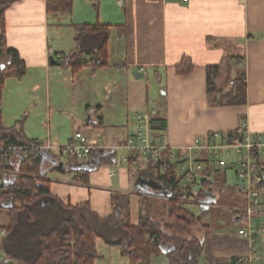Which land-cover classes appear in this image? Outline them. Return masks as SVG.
<instances>
[{
	"label": "crops",
	"instance_id": "crops-1",
	"mask_svg": "<svg viewBox=\"0 0 264 264\" xmlns=\"http://www.w3.org/2000/svg\"><path fill=\"white\" fill-rule=\"evenodd\" d=\"M4 18V45L19 53L26 72L22 78L10 74L5 81L2 127L10 130L22 124L27 140L50 147L42 152L45 162L56 159L51 166L60 171H50L43 179L64 205H88L99 220L108 219L121 206L126 209L121 223L140 224L143 199L161 191L152 187L147 161L126 163V152L119 148L136 135L138 115L155 112L150 135L166 140L175 150L215 132L264 136V0H123L122 4L74 0L68 14H50L46 0H19L8 7ZM101 33L108 37L104 53H99L106 62L102 67L97 65L96 40ZM58 56L65 60L58 61ZM185 59L193 69L181 74ZM216 66H220L218 84L226 85L223 93L244 76L245 105L211 103L208 69ZM76 133L96 144L86 164L71 163L73 157L66 161L63 155ZM24 160L16 155L10 161L18 177ZM88 163V182L77 181L80 174L71 171L86 170ZM219 171L210 173L217 187L200 193L203 205L207 206L204 201L211 191L215 202L208 204L209 209L216 205L223 189L241 194L247 205L245 194L236 190L235 172ZM229 173L236 183H230ZM167 191L170 198L159 197L172 199L173 192ZM7 211V217H0V228L9 226ZM233 218L246 227L227 234L210 228L211 257L240 259L257 248L263 264L264 232L258 231L256 240L244 238L239 231L248 230L247 218ZM262 218L251 221L264 229ZM98 227L102 236L96 239L95 264H131L124 246L115 244L128 241V235L109 223ZM195 234L206 237L201 227ZM168 263L164 255L151 260V264Z\"/></svg>",
	"mask_w": 264,
	"mask_h": 264
},
{
	"label": "trees",
	"instance_id": "trees-1",
	"mask_svg": "<svg viewBox=\"0 0 264 264\" xmlns=\"http://www.w3.org/2000/svg\"><path fill=\"white\" fill-rule=\"evenodd\" d=\"M17 1L19 0H0V30L3 32L5 31V11ZM46 1L50 14H68L73 10L74 0ZM96 36H98L96 40L100 42L97 53L102 54L108 37L103 33ZM4 42L5 38L2 39L3 50L0 52V144L8 147H32L35 143L26 139L22 124L10 130L2 127L1 108L5 81L10 74L22 78L26 72L19 53L16 50L7 49ZM97 60L99 62L97 65L100 67L106 65L100 54L97 55ZM192 69L191 62L185 59L179 67V72L184 74ZM219 71L220 66L208 69V95L211 103L245 105L247 87L244 76L235 80L234 86L223 93L225 84L220 86L216 80ZM239 133L238 131L231 135L235 138ZM29 154L20 165L21 176L0 184V210L8 209L10 219L9 226L0 228L6 230V236L2 237L0 242L2 251L5 253L2 264H95L99 258L96 239L102 236L98 226L107 223L122 229L128 235V241L120 240L115 244L124 246V253L131 259V264H151L152 257L163 255L167 257L168 264H199L203 254L208 264H244L239 258L228 260L211 257L208 237L210 226L203 224L200 216L183 205L181 199L188 198L192 188L186 187L183 180L178 177L167 153L162 156L163 161H170L166 171L162 169V162H147V164L148 173L152 175L154 183L173 192V198L165 200L168 221L153 219L152 207L146 198L143 199L142 204L143 211H147L141 216L138 226L121 223L126 213V209L121 206L115 207L112 216L108 219L99 220L88 205H64L61 200L51 194L49 182L43 179L50 171H60L59 168L51 166L53 164L51 162L56 159L51 160L50 163L45 162L43 154L33 153L32 149ZM75 161L78 160L73 158L70 162ZM0 170L15 171L3 159L0 160ZM71 172L80 174L79 178V175L75 176L77 181L88 182L90 169H76ZM160 195L163 194L160 193ZM202 196L204 194L200 195L201 198ZM45 202L47 205H44ZM232 214L233 217L240 216L234 209ZM200 227L206 233L203 239L194 232ZM163 245L167 246L166 253L163 252Z\"/></svg>",
	"mask_w": 264,
	"mask_h": 264
},
{
	"label": "built area",
	"instance_id": "built-area-1",
	"mask_svg": "<svg viewBox=\"0 0 264 264\" xmlns=\"http://www.w3.org/2000/svg\"><path fill=\"white\" fill-rule=\"evenodd\" d=\"M122 4L123 0H119ZM3 32L0 30V52L3 50L2 39ZM58 61H64L62 56L56 58ZM155 112L138 115L136 117L137 128L136 135L130 137L125 144L119 148L126 152L124 161L130 163L133 158L137 161L144 158L147 162H162V169L166 171L167 167L174 164L175 171L183 182L190 186V198L182 199L187 204L200 205V193L204 189L217 187V183L210 175L215 171H227L231 168L235 172L237 184L236 190L245 194L247 205L243 209L236 208L235 212L240 214V217L247 218L248 230H240L239 235L255 239L254 235L264 232L259 225H254L252 218L264 215L261 210V203L264 196V136L250 135L249 133H239L233 138L231 133L221 134L218 132L211 133L205 139H196L193 144L182 150H175L168 146L166 140H158L150 135V122ZM83 133H76L69 144L63 149V155L66 161L70 158H76L78 161L87 163L91 157L93 150L96 148ZM50 147L40 146L35 144L32 147H12L3 146L0 144V160H5L10 165L12 157L18 155L23 160L30 155V150L33 153L42 155L44 150H49ZM168 154L170 161H163L162 156ZM219 171V173H220ZM19 176V175H18ZM12 171H1L0 179L2 182L18 177ZM111 176H115L114 173ZM200 189V191H198ZM222 189V188H221ZM223 194L227 193L226 189L221 190ZM0 236H6V230L0 229ZM253 253L244 258H240L244 264H259L260 257L258 250L253 249ZM5 260V255L0 256V264Z\"/></svg>",
	"mask_w": 264,
	"mask_h": 264
},
{
	"label": "rangeland",
	"instance_id": "rangeland-1",
	"mask_svg": "<svg viewBox=\"0 0 264 264\" xmlns=\"http://www.w3.org/2000/svg\"><path fill=\"white\" fill-rule=\"evenodd\" d=\"M90 6L92 8L93 4H90ZM229 181L230 183H236L234 176L230 173H229ZM198 191H200V189H198ZM159 196H161L160 193H158L157 196H154V198H148L152 207L151 216L153 217V219L157 221H168V213L165 207L166 202ZM182 203L183 205H186L190 211L200 216L204 224H209L210 228L216 230L217 232L227 234V232L230 231L235 232V230H238L239 226L246 227V225L243 224L242 222L239 223V225L235 224L233 220L234 219L232 214L233 209L236 208L243 209L246 207V204H244L243 197L241 196V194H238L237 192H231L227 194L219 193L218 203L212 206L207 211H202L201 208L196 205H187V203L183 201ZM146 211H143L144 215L146 214ZM3 216L6 217L8 216L7 209L0 212V217ZM261 221H264V218H262ZM260 246L263 249L260 254L264 257V242L261 243ZM199 264H208L204 254L201 256Z\"/></svg>",
	"mask_w": 264,
	"mask_h": 264
},
{
	"label": "water",
	"instance_id": "water-1",
	"mask_svg": "<svg viewBox=\"0 0 264 264\" xmlns=\"http://www.w3.org/2000/svg\"><path fill=\"white\" fill-rule=\"evenodd\" d=\"M86 166H87L86 167V170H89L90 169L89 168L90 163H88ZM62 167H63V164L60 165V168H62ZM74 169H75V166L73 167V170ZM83 169H85V167H83ZM152 187L155 188V189H157V190H160L161 191V194H163L161 196H163L165 198H170L172 196L171 192H169L166 189H164V187L162 185L154 183V181L152 182ZM210 195L211 196L213 195V191L210 192ZM210 195L206 196L207 199L204 201V204H207V206L206 205H203V202H202V205H201V210L202 211L209 210L208 204H211V203L215 202V198L213 196L211 197ZM44 205H47V203L45 202ZM163 252L164 253L167 252V246H164L163 245Z\"/></svg>",
	"mask_w": 264,
	"mask_h": 264
}]
</instances>
